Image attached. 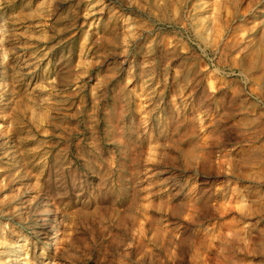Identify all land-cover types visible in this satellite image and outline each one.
<instances>
[{"label": "rangeland", "instance_id": "obj_1", "mask_svg": "<svg viewBox=\"0 0 264 264\" xmlns=\"http://www.w3.org/2000/svg\"><path fill=\"white\" fill-rule=\"evenodd\" d=\"M216 1L0 0V264H264V0Z\"/></svg>", "mask_w": 264, "mask_h": 264}, {"label": "bare ground", "instance_id": "obj_2", "mask_svg": "<svg viewBox=\"0 0 264 264\" xmlns=\"http://www.w3.org/2000/svg\"><path fill=\"white\" fill-rule=\"evenodd\" d=\"M163 1L166 4V6H169V7L171 6V8H172V6L175 7V14L176 15L180 14V11H182V9L184 10L188 4V0H163ZM233 1H236V0H233ZM223 8H224V3L222 2V0H217L216 1V9H215V12L213 14L214 16L212 17L213 21L217 20L218 17H220V15H222ZM236 15H238V14H236ZM236 15H234V18H233L234 20H235ZM236 18H238V17H236ZM195 27L197 28L196 29L197 34L201 35L203 40L206 39L205 33L213 30V27H211L209 25L207 26L206 24L202 25V27L200 28L199 23H198ZM3 36H4V33L2 31V27L0 26V46H2V48H3V55H4L5 46L3 44V42H4ZM209 37H211V35L208 34V38ZM49 202H48V205H46V207H45L46 209H44L43 212L40 213V221L39 222H41L43 228L46 229V231H47V233H46L47 235L45 236V239L48 240V242L46 244H48L49 249H50V247L52 245L51 241L54 239V235L56 234L55 228H56V223L59 222V218H58L59 216L57 217V215H55L53 213L52 209L50 208ZM49 226H50V228H49ZM21 241L22 240L15 242L14 245H12V247H10L11 253L13 254L12 255L13 261L16 264H24L23 249L28 244V242L23 243ZM41 264H56V262L55 261L51 262L48 259V260H42Z\"/></svg>", "mask_w": 264, "mask_h": 264}]
</instances>
